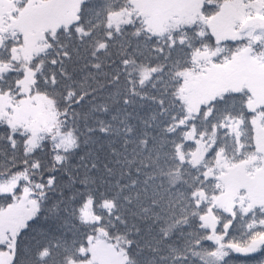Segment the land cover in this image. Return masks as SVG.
I'll return each mask as SVG.
<instances>
[{
  "label": "snow or ice",
  "instance_id": "obj_1",
  "mask_svg": "<svg viewBox=\"0 0 264 264\" xmlns=\"http://www.w3.org/2000/svg\"><path fill=\"white\" fill-rule=\"evenodd\" d=\"M0 264H264V0H0Z\"/></svg>",
  "mask_w": 264,
  "mask_h": 264
}]
</instances>
